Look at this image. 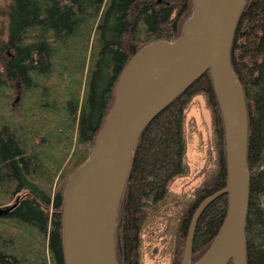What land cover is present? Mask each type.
I'll return each mask as SVG.
<instances>
[{
	"label": "trees",
	"instance_id": "obj_1",
	"mask_svg": "<svg viewBox=\"0 0 264 264\" xmlns=\"http://www.w3.org/2000/svg\"><path fill=\"white\" fill-rule=\"evenodd\" d=\"M5 12L7 38L0 41V203L17 195L19 199L0 215V264H64V184L58 180L54 189V179L87 158L128 60L146 43L176 38L192 12V0H11ZM230 60L244 89L248 118L246 262L264 264V0H245ZM16 85L20 99L14 105ZM198 92L211 107L217 167L183 208L172 264L180 263L194 208L226 179L223 122L208 70L141 131L117 217L118 226L121 216L133 219L144 198L161 199L169 182L187 171L184 108ZM226 206L227 195L221 194L200 214L191 261L207 248ZM118 262L123 264L122 258Z\"/></svg>",
	"mask_w": 264,
	"mask_h": 264
},
{
	"label": "water",
	"instance_id": "obj_2",
	"mask_svg": "<svg viewBox=\"0 0 264 264\" xmlns=\"http://www.w3.org/2000/svg\"><path fill=\"white\" fill-rule=\"evenodd\" d=\"M245 0H192L173 39L140 46L123 67L109 112L87 158L68 176L62 195L64 264H117L115 226L132 155L144 127L206 70L223 122L226 179L194 209L179 264H247L248 118L242 84L231 67L232 39ZM227 195L224 216L205 251L191 261L202 211ZM19 199L0 205V215Z\"/></svg>",
	"mask_w": 264,
	"mask_h": 264
},
{
	"label": "rangeland",
	"instance_id": "obj_3",
	"mask_svg": "<svg viewBox=\"0 0 264 264\" xmlns=\"http://www.w3.org/2000/svg\"><path fill=\"white\" fill-rule=\"evenodd\" d=\"M10 1L0 0V41L7 38L8 17L5 11ZM19 99L20 86L16 85L13 104L17 105ZM184 134L186 141L184 161L187 164V171L169 182L166 206L162 209L159 206L148 213L149 216L145 219L141 231L139 264H172L183 208L187 200L193 196L195 188L217 167L212 112L202 92L193 94L184 108ZM59 173L54 179V189L58 185V180L59 185H65L70 175L68 171L59 178ZM14 198L5 199L0 205L11 203Z\"/></svg>",
	"mask_w": 264,
	"mask_h": 264
},
{
	"label": "flooded vegetation",
	"instance_id": "obj_4",
	"mask_svg": "<svg viewBox=\"0 0 264 264\" xmlns=\"http://www.w3.org/2000/svg\"><path fill=\"white\" fill-rule=\"evenodd\" d=\"M168 191L169 190H167L166 194L161 199L158 200H156L153 196L144 198V200L141 201L143 203V206L139 209V212L134 213L132 217L133 219H129L127 218V216H121V218L123 217V219L122 220L120 219V224L118 226L117 218H116L115 249H116V259L118 264H119L118 258L120 259L122 258L123 264H139L140 254H141L140 253L141 231L143 229V226L145 225V219H147V217L149 216L148 213L151 212L150 210H154V209L156 210L158 209L159 206L162 209V207L166 206L168 199ZM187 228H186V233H187ZM131 248H133L132 251Z\"/></svg>",
	"mask_w": 264,
	"mask_h": 264
}]
</instances>
